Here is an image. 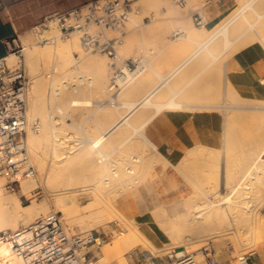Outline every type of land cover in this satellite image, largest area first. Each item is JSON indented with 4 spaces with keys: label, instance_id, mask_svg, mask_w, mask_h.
Instances as JSON below:
<instances>
[{
    "label": "rangeland",
    "instance_id": "rangeland-1",
    "mask_svg": "<svg viewBox=\"0 0 264 264\" xmlns=\"http://www.w3.org/2000/svg\"><path fill=\"white\" fill-rule=\"evenodd\" d=\"M109 1H113V0H102L98 4L100 8V10L98 11V16H102L104 14L102 7L108 4ZM247 1L248 0H233V8L221 19V22L218 25V27H216L212 31L214 33L218 28L223 27L225 24L229 23L227 35L225 36L224 34H222L216 40H213L205 52L200 54V56L196 60H194L181 73L175 76L172 81L170 80V85L173 87V90L176 92H179L178 98L180 99L190 98L191 95L189 93L186 95V93L184 92V86L190 85L188 92L193 91L192 97H193L194 102L201 101L202 87L207 86V88L205 87L206 88L205 91L206 93H208V98L210 100V103L212 102L220 106L225 105L224 108H225L226 116H227L226 139H225V144L223 148H221L220 150H211V149H206V148H201V147H195V148L190 149L184 156H182L181 158H178L177 160H173V158L167 155H163L159 151L152 150L150 146H145L146 145L145 142H143L142 139H140L138 135H136L134 138H132L131 140L127 142V139L129 136L128 134L126 136L122 135L118 137L117 139L112 138L113 143H114L113 145H109L107 142L105 143L103 150L106 152L107 155L108 153L111 154V157L108 159L107 162L106 161L102 163L99 162L100 160L94 151H91L92 156L91 155L82 156V154L86 152L85 149L88 146L87 145H86L87 147H85L84 145L82 146L79 140H82V139L84 140L88 138H93L94 136H98L101 133V131H104V129L108 127V124H110L112 121H115L120 114V113L117 114L115 105L111 104L112 102L111 97H112V94L115 92V90L110 91L111 80L115 73L111 72L110 69H108V66H107L109 62L107 58L108 55L102 53L105 55V58L107 59V61L99 60L95 62H90L91 60L90 58H92V55L94 53H101V52H89L88 53L84 50L82 38L86 30L84 29L80 31L79 29H77L76 31H70L69 32L70 34L66 36L62 32V26L60 22L55 18H50L47 21H45L43 24L27 32L25 36L23 37V41L21 45L16 47L12 51V54H15L18 56V60L15 63L12 62L11 60H7L8 63L10 64V66L22 64L25 67L31 79L32 76L30 75H32V72H31L32 70L30 66L28 65V63L26 62L27 51L40 49L38 51L42 52L43 54L42 56L45 60L42 57L41 58L43 60L42 59L36 60L38 62L36 63V66H35L36 73L39 75V79L42 83V88H40L41 90L36 96V100H35L37 110L39 111L40 116L38 115L35 116L34 120L32 119V121H30V124L33 125L35 123H38L39 126L36 131L32 130L34 131L32 134L36 135L35 137L36 139L33 140L32 143L30 142V138L28 136L30 154H31L34 164L36 165L37 171H38L37 178H29V179H31L32 181H36V185L32 189L31 196L30 195L26 196L21 193L22 190L17 193L8 191L7 188L5 187L6 180L4 179V192H6L5 194L7 197L21 199V203L24 207H27V206L35 207L33 210H31V208L22 210L21 212L22 221L18 229L24 226H28L36 222L38 219L44 216H47L48 214L52 212H59L63 217L65 226L71 231L72 234L87 233L86 231H83V230L82 232L81 225L78 224V222H81L83 219L86 221L85 216H84L86 213L85 212L86 210L84 211L83 209L85 208L87 209L88 207H92V208L97 207V209H100V208L103 209L104 204L107 203L108 199H109L108 202H111L112 199H113L112 202H116V201L118 202V200H123L127 197H130L131 202L129 206L121 205V207L125 211L124 217L138 222V219L147 218L154 214L156 217H160V218H165V217L173 218L176 216L175 213L178 214L177 212H178V209L180 208L178 206H181V203L178 206L177 205L173 206L172 204L174 202H182L186 199H190V197H191V200L193 198V201H198V199H200L199 201H201V198L204 197L201 191L203 192L205 190L211 189L210 192L211 191L215 192L217 191V187H216L217 184L219 188L218 192H220V194L218 193L216 197H219V198L221 197L220 199H223L225 195L227 196L228 193L226 192V190L222 189V184H221V181H222L221 175L223 171L225 169L226 170L228 169L231 172L238 171L242 167L245 166L244 159L247 158V155L249 154V152H253L254 150L253 156H255V153L257 155L258 153L257 149L260 147L263 141L260 140L261 142L256 144L257 139L260 137L257 138L258 135L256 137L255 135L259 134V136H261L260 133H264L260 129H258L259 127L257 126L258 124L263 122L264 103L258 102L255 104H251L254 107H250L246 105V108H238V106H240L241 104L244 105V102L240 103L236 99V97L233 95L232 91L230 90L229 86H228V91L225 94V96L222 94L223 66L231 60V58L233 57L235 53L248 47L250 38L254 35L253 28L261 29L262 25H264V1L260 0L259 3L254 5V9L247 8L244 11L242 9L246 5ZM121 2L123 3L125 1L121 0ZM142 3L143 2H141L140 4H135L133 6L132 12H130V10L126 11V16L128 18H131L133 16L134 18L137 16H140L137 12L138 11L137 9H138V6L141 5ZM160 5L163 7H166L169 10L170 14H176L178 12L187 13L189 9H193L195 11V10H198L199 8L198 5H193L192 1L189 2V6L186 8H181V7L174 5L172 0H166L164 3L160 2ZM122 12H123L122 9L118 10L117 15L119 16ZM88 14H89V7H86L83 9L84 18L81 20L80 22L81 24H85V16H87ZM145 15L151 17V13H145ZM75 24L76 22L73 18L67 21V25H75ZM89 32L93 35H98L99 33H101V28L96 25H92L90 27ZM212 32L205 34L204 38H208L212 34ZM112 37L113 35L108 34V39H111ZM75 41H77L76 44H74ZM72 42H73V45L71 44ZM228 42L231 43L229 46H227ZM62 43L67 44L68 46L66 45V47L70 49L67 48L68 51L66 49V50H63V53L61 51H60L61 53H59V51H57L58 50L57 47L59 46V44L63 45ZM56 44H57V47H56L57 49H55ZM49 48H53L54 53L52 52L53 50ZM197 48H198V45L193 46L191 49L187 51H184L183 55L177 58L176 64L175 65L173 64L174 66L168 65L170 69L166 75L163 74V72L159 69L160 75L158 79H155L156 76H151L152 67L148 64H144L145 71L140 75L141 76L139 77L140 81H138V78H137V81H132V83L127 84L121 90L117 91V94L120 93L119 102H118L119 103L118 105L120 107L119 112H122L121 110L122 103H125L127 100L128 101L132 100V97H131L132 95L131 94L129 95L128 93H126L127 91L131 90V87L139 86V84H141V80H143L146 77H150V76H151L150 78H152L155 81L154 87H156L161 82L160 79L169 77V75L175 70V68L179 64H181L182 61L188 55H190L193 51H195ZM44 49H46V53L44 52ZM47 51H51L52 54L50 53L51 54L50 55L49 53H47ZM207 51L211 52L212 54L208 53ZM47 54L48 56H51V58H49ZM45 57H48V58L46 59ZM214 57L217 58L216 61H214ZM44 61L45 62L49 61L50 63L49 62L45 63ZM41 62L42 64H40ZM197 62L200 63V65L203 64L202 67H199V69L201 68L203 69V71L206 69L204 68L205 63L214 64V66L212 67L211 65L212 68L210 67L208 72H202V74L200 70L192 73V76H194L193 80H190V82L188 83L186 82L182 83L181 85L178 84L176 86L175 82L181 78V76L185 73L187 69L192 68V66ZM100 63L103 65L100 66L99 65ZM42 65L44 66L43 68H42ZM81 74L92 77V83L94 86L93 89L94 88L96 89L94 90L95 93L93 94V96H90V98L93 100V102H95V104H93L91 107H88V108L87 107L86 108L85 107L72 108L69 104V100L72 94L71 92H69V90L62 88V90H64V92L66 93V98L68 102L62 105L64 109V113L63 112L61 113L58 110V108H56V103L57 105L59 104L58 99L54 100L55 97L50 99L49 94L52 93L53 88L61 84V80L63 78H66L69 80L73 78L74 80L79 82V79H80L79 76ZM101 74L104 76V78L102 77L103 79H105L106 77V80L103 81V79L101 78ZM98 76H100V79L102 80L98 79ZM46 78L48 81L45 80ZM99 80L101 81V83ZM45 81H47L48 84ZM137 82L139 83L137 84ZM45 83L47 86L45 85ZM86 86H88L89 89L92 90L88 82L86 83ZM46 88H48V90ZM44 90L46 92L48 91L46 96H44L45 95ZM164 91H166L167 93L166 97H163L160 100L166 102V101H169L174 96V93L172 90H169L167 86L164 88ZM31 92H32V88H30L29 97H30ZM41 93H42V96H41ZM43 96L46 98V101H44L45 98ZM42 97L44 98V100ZM38 98L42 102V103L40 102L41 105L40 103L37 105V103L39 102ZM156 98L157 97L153 98V100L156 101ZM234 101H236L237 103ZM233 107H235V110ZM154 111H155L154 107H144L141 110V112H143L144 115L152 114L154 113ZM103 115H106L104 116L105 118H103ZM140 122L144 123L145 119L141 120ZM248 125H250V127L254 125V129L256 133L254 132L253 129H251V132L248 133L247 131H250L247 128ZM255 126H257L258 128ZM128 131H130L128 132L129 134L131 133L134 134V131L132 130V128L128 127ZM245 132H247L249 135L252 132H254L255 135L251 134V136H249L248 134H246L248 136L246 135L244 136L243 134ZM237 135L240 137V139H238L239 137ZM252 135H254V138H257L255 141L256 145H254L255 146L254 149H253L254 143L252 142L253 141ZM59 137L60 139L62 138L61 141L57 140ZM241 137H243V139ZM244 137H245V140H244ZM248 138H251V141L248 142ZM70 139H72V141ZM236 139L238 140L236 141ZM260 139H263V138H260ZM238 142L242 144L239 145ZM247 142L249 144H252V147L250 145H247L248 144ZM33 145L35 146L36 152H38L40 156L39 159H41V161L38 159H37L38 161L37 160L35 161L34 156H33L35 153L31 152V147ZM76 148H78L79 150L78 149L75 150ZM255 148L257 150L256 152H255ZM244 149H246L247 152L248 150H251V149L252 151H249L247 153L243 151ZM72 151H76V152L71 154L70 152ZM242 153H247L246 157L244 156V158H242L243 157ZM63 156H67V158L60 160ZM134 156L139 157L140 162H136V161L134 162V159H135ZM253 156L250 155V157L252 158L256 157V156L255 157ZM247 159L249 161V156ZM246 160L245 162L247 163L250 162ZM250 160H253V159H250ZM187 165L192 166V167H190V169L186 171L185 175L184 173H180V171L177 170L178 166L185 167ZM110 166H116L117 168L116 167L114 168L118 170V173L120 171H123L124 168L126 169V166H132L131 168L134 169L135 173H130L126 169L125 170L126 172L124 171L122 173L120 172L121 174L119 173L120 174L119 176L114 177L115 176V174H113L114 168ZM118 168H120V171ZM218 170H219V176H220V178L218 179L219 183L217 181V184H215L216 183L215 181L217 180L215 176L217 175ZM193 171L195 172L193 173V175H191ZM108 172H111L114 176L110 173L111 174V177H110L108 175L109 174ZM181 174L184 176L182 177ZM180 175L182 178L180 177ZM199 175L202 176L203 180L202 178L201 179L199 178ZM51 176L55 178L57 183L60 182L61 180L63 182H68L70 180H75V179H76L75 180L76 182H82V183L84 182L88 183V181H91V182L93 181V183L94 182L102 183L103 180H105L107 176H109L110 179L111 178L112 179L110 181L111 183L110 189L105 190V186H104L103 187L104 191L99 194V196L102 197L101 199H103V205H102V202L101 204H96L95 203L96 200L92 198L93 196L91 193L78 192L79 196H77V199L75 200L76 202H78L77 204L75 203V201H72L66 198L67 207H70V208L77 207V209L81 210L80 212H78V214L76 213L77 215L72 212L73 216L71 217L74 219L71 220V218L65 219L66 216L64 215V213L61 212L59 207L56 206L58 205V203L57 201H55L56 200L55 197L52 196L53 194H51V192H49L50 188L53 189L52 188L53 184L49 185V182H48L50 181V179H53V178H50V179L48 178ZM72 176L76 178L72 179ZM104 176L106 177L104 178ZM189 179L198 181L199 188L194 185L192 186V184L189 182ZM198 179L202 182L200 183ZM44 180L47 181V184L49 186L46 184ZM53 182L54 181H52V183ZM134 183L136 186L134 185ZM130 184L131 186H129ZM53 186L54 187L57 186L55 182ZM191 187H193V190ZM211 187L213 188L216 187V188L212 189ZM126 188L127 189L132 188V189L128 190L129 191L128 192ZM209 190L206 191L207 194H211L209 193ZM104 192H107V193H104ZM198 192H200L201 195L203 196L195 194ZM103 195L104 196L106 195L108 198L106 196L104 197ZM195 198H197V200H194ZM173 199L174 201H172ZM181 199L182 201H180ZM92 201L93 203L96 204V206H94ZM89 204L92 206H90ZM144 205L148 206L149 211L147 209H143L144 212H141L142 208L143 207L145 208ZM174 207L178 209L175 211L176 208ZM97 209L93 208V210L91 209L90 212H93L94 210H97ZM158 209L159 210L161 209L160 212ZM258 212L264 216V205L259 208ZM75 217L78 218L77 223H75V220H76ZM115 219L118 220L117 217ZM88 220H89V225L92 226V223H94L93 219L89 217L86 221L87 224H88ZM245 227L248 229L247 226H244V228ZM242 229L238 231L239 233H237L236 230L230 231L227 235L223 236L222 239L220 238L221 240H218V238L217 239L214 238L215 240H217L216 243L214 242L215 241L214 239L213 240L208 239L207 241V237H201V236L206 235L207 233H204V234L202 233L200 234V236L198 234V237L196 236L197 238H195V240L191 242L192 240L187 241L188 239H185V237L183 240L182 236L180 237L181 238L180 239L179 237H177L176 234H173V237H172L170 233L165 231L163 236H160L154 239L153 242L150 241V243L148 242L145 243L144 241L143 242L140 241L138 243L136 242L137 244L134 245L135 242L134 243L132 242L134 247L132 245L129 246L128 243H124V246L122 249V256L124 254V257L115 258L112 260H108L104 258L102 255V251H104L106 248H109L111 246L110 244H106L103 246L96 245L90 249L91 253L87 260V264L89 263L88 261H93L94 264L95 263L96 264H123V263L135 264V262L132 261L128 257V254L131 252L146 251V250L150 252L151 250H153L151 252L153 253L155 251L153 253L154 255L164 256L166 252L173 247L187 248L190 252H192L195 255L196 257L195 260L197 264H199L201 261H203L201 262L203 264H208L204 256L205 248L215 249L219 255L222 253L223 250H228V251L233 252V255L235 257L241 258L245 255L255 252L256 250L259 249L260 246L264 244L263 234H262L263 236L261 235V233L259 234V232L257 234V232H255L253 228L252 229L249 228L251 229L249 231L245 229V232ZM92 231L98 234L109 236L111 243L117 240L118 237L122 238L128 234V230L125 227L119 226L117 224V221L112 222L109 225V227H106V228L98 229L97 227L95 228L94 226H92L89 232H92ZM253 232H255L256 235ZM183 235L185 236V234ZM201 238H203L204 240L202 241ZM180 240L183 243L181 242L180 244V242H177ZM198 240L200 241L198 242ZM171 242L174 244H172ZM139 243L140 245H138ZM175 243L177 244L176 246H175ZM170 244L171 246L173 245V247L170 246L171 247L170 248L168 246ZM188 244L191 245L190 248L188 247ZM146 245H148V247ZM165 246L166 247L168 246L169 249L166 250L167 248H165ZM149 247L150 248L152 247L153 249H149ZM198 255H200L202 260L197 257ZM119 260H122V261L120 262Z\"/></svg>",
    "mask_w": 264,
    "mask_h": 264
},
{
    "label": "crops",
    "instance_id": "crops-1",
    "mask_svg": "<svg viewBox=\"0 0 264 264\" xmlns=\"http://www.w3.org/2000/svg\"><path fill=\"white\" fill-rule=\"evenodd\" d=\"M101 1L0 0V60L7 59L12 51L21 45L27 32L43 24L57 13L84 9ZM124 1L130 12L135 4L143 3L137 9L140 16L135 18L117 17L116 25L109 28L100 27L102 40H120V43L116 45V57L107 56L108 69L117 73L129 67L134 60L139 59L142 60V69H145L144 64L152 67L151 76H156L155 79L159 78V69L166 75L170 69L168 65L174 66L177 58L181 57L184 51L197 45L196 50H198L202 42L209 38H204L205 34L212 32L220 24L221 19L233 8V0H188L187 7L192 1L193 5H198V10L189 9L187 13L170 14L166 7L160 5V2L164 3L166 0ZM173 3L178 6L174 1ZM145 13H151V17ZM198 14L204 19V26L197 25L196 16ZM108 34L113 37L108 39ZM219 36H216L214 40ZM206 50L207 48L202 50L196 58L175 73L184 64V59L169 77L160 79L161 82L156 87H154L155 81L150 78L151 76L141 80L139 86L133 87L132 100L120 103L122 112H119V97L115 101L112 96L111 104L115 105L117 114L120 113L115 121L127 117L129 121L134 123L136 121L137 124L154 115L145 128V134L147 133L148 139H152L153 141H151L155 145L157 144L161 154L167 155L173 160L181 158L195 147L211 150L223 148L227 130L225 105L210 103L208 93L205 91L207 86H205L206 88L202 87L201 101L194 102L193 91L188 92L190 85L184 86V92L191 96L184 99L178 98L179 92L174 91L170 85V80L172 81ZM90 59V62L107 61L102 53H94ZM216 59L214 57V61ZM202 65L198 62L195 63L175 82V85L188 83L194 79L192 73L200 70L202 74V72H208L211 65L214 66V64L205 63L204 68L206 69L203 71V69H199ZM174 73L175 75H173ZM222 75V94L224 96L229 86L239 102L242 100V102L250 104V107H254L251 104L258 102L264 103V55H261L258 50L251 49L250 46L235 53L231 60L223 66ZM166 86L173 91L174 96L165 102L160 99L166 97L167 93L164 91ZM154 91L156 95L153 98L157 97L156 101L153 98L150 101L155 105L142 106L146 95ZM118 94L117 96H119ZM172 101L178 106H170ZM156 104L163 107L159 113H157ZM144 107H154L155 111L152 114L144 115L141 112ZM233 108L235 110V107ZM238 108H246V106L240 105ZM128 127L132 128V126L124 124L121 129L115 132L117 133L115 136L112 134L110 137L117 139L128 134V138H134L137 134H129ZM112 138L109 140L110 143L108 142L109 145L114 144ZM128 141L129 139H127ZM108 157L110 158L111 154L108 153ZM243 257H246L250 264H264V244L255 252ZM241 258L235 257L231 251L223 250L220 254L219 264H242Z\"/></svg>",
    "mask_w": 264,
    "mask_h": 264
},
{
    "label": "bare ground",
    "instance_id": "bare-ground-1",
    "mask_svg": "<svg viewBox=\"0 0 264 264\" xmlns=\"http://www.w3.org/2000/svg\"><path fill=\"white\" fill-rule=\"evenodd\" d=\"M259 2H260V0H248L246 5L243 7L242 10L245 11V9H247V8L254 9V5L259 3ZM131 16H132V14H131ZM131 18H134V16L131 17ZM231 21H233V20H231ZM231 21H230V23H231ZM228 25H229V23L225 24L223 27L218 28L214 33L212 32V34L209 36V38L206 41L202 42V44L200 45V48L198 50H196L195 52H193L192 54H190L188 57L185 58L184 64L181 67H179L176 70L175 73H177L185 64H188L194 58H196L198 56V54L202 50H205L206 48H208V46L212 43V41L215 39L216 36H219V35L221 36L222 34H224L226 36L227 33H228ZM253 29H254V35L250 38V42L248 44V47L251 46V49L254 48V49L258 50L261 53V55H264V25H262L261 29H255V28H253ZM73 42L71 43L72 45H73ZM76 42L77 41H75L74 44H76ZM51 44H53V43H51ZM230 44L231 43L228 42L227 46H229ZM66 45L67 44H63V45L59 44V46L57 47V44H56L55 45V49L58 48L57 51H59V53H61V52L63 53V50H66L68 48V47H66ZM49 49L53 50V48H49ZM68 49H70V48H68ZM68 49H67V51H68ZM38 50H40V49H38ZM38 50H30V51L28 50L27 53H26V62L28 63V65L30 66V68L32 70L31 71L32 75H30V76H32V78H31L32 79L31 80L32 92L30 93V97H29L30 98V100H29V118H30V121H32V119L34 120L35 116H37V115L40 116V113L37 110V106H36V101L35 100H36V96L38 95V93L41 90L40 88H42V83H41V81L39 79V75L36 73L35 66H36V63H38L36 60L42 59L43 58V56H42L43 54H42L41 51H38ZM44 52L46 53V49H44ZM52 52L54 53V50ZM52 52L51 51H47V53H49V54L50 53L52 54ZM55 53H56V51H55ZM47 56H48V54H47ZM53 56H54V54H53ZM48 57L51 58V56H48ZM48 57H45V58L47 59ZM7 60H11L12 62L15 63L18 60V56L15 55V54H11L7 58ZM44 62H43V64H44ZM46 62H49V61H46ZM40 64H42V62ZM99 65L101 66L103 64L100 63ZM45 66H46V64H45ZM43 67L44 66L42 65V68ZM142 68L134 76L133 75H129V77H130L129 81L127 83L123 84L122 88L124 86H126L127 84L132 83V81H137V78H138V81H140L139 77H141L140 75L145 71V69H142ZM175 73L173 75H175ZM102 77L104 78V76L101 74V78ZM79 78H80L79 82L74 80L73 78L70 79V80L66 79V78H63L61 80V84L59 86H56L55 88H53L52 93L49 94L50 99L53 98V97H55L54 100L58 99L59 104L57 105V103H56V108H58V110L61 113L62 112L64 113V109H63L62 105L66 104L68 102V100L66 98V93L64 92V90H62V88L66 89V90H69V92H71L72 96H71V98L69 100V104H70V106L72 108H79V107L80 108H83V107H85V108L87 107L88 108V107H91L93 105V100L90 98V96H93V94L95 93L94 90L96 88L93 89L94 86H93V83H92V77L91 76H86L84 74H81L79 76ZM98 79H100V76H98ZM102 79H100V80H102ZM45 80H47V78ZM104 80H106V77H105V79H103V81ZM47 81H45V82H47ZM87 82L89 83V85H90L92 90H90L89 87L86 86ZM100 83H101V81H100ZM138 83L139 82H137V84ZM47 84H48V82H47ZM133 84H132V86H133ZM45 85H46V83H45ZM133 87H131V90L127 91L126 93H128L129 95L132 94L131 91L132 92L134 91ZM46 89L48 90V88H46ZM71 90H73V91H71ZM110 91H114V90H112L110 88ZM47 92L45 91V93H44L45 95L44 96L47 95ZM118 95H120V93ZM155 95H156L155 91L154 92H150L148 95H146V97H145V99H144V101L142 103V106H146V105L154 106L155 104L151 103L150 100ZM41 96H42V93H41ZM112 96L114 97L115 101L119 97V96H117V92L116 91L112 94ZM44 98H43V100H44ZM38 101H37L38 102L37 105L41 102V100H39V98H38ZM44 101H46V98H45ZM234 102H236V101H234ZM241 102H242V100H240V103ZM41 103H40V105H41ZM44 105H45V103H44ZM241 105H243V104H241ZM246 105L250 106V104L248 105V103L247 104L244 103V106H246ZM170 106H172V107L175 106L176 107V106H178V104H176V103H174L172 101V103H170ZM162 108H163L162 105L161 106L157 105V113L161 112ZM104 116H106V115H103V118H105ZM153 116H151L148 119H146L144 123L138 122L137 124H136V121H135V123L131 122V121H129V119L127 117L122 116L124 118H121V119H119L117 121H113L110 124H108V127H106L104 129V131H101V133L98 136H94L93 138H88V139H84V140L83 139L79 140V142L82 144V146L83 145L85 147L88 146L85 149V151L87 153L83 151L84 154H82V156L83 155H87V156L91 155L92 156V154H91L92 152L91 151H94L97 154V157L100 160L99 162H101V163L105 162V161L107 162L109 157L106 154V152L103 150V147H104L105 143L106 142L108 143L110 138H112L110 136H112V134L115 136L117 134L115 132L118 131L119 129H121V127L124 124L132 126L134 133L137 134L139 136V138L142 139L143 142H145V144H146L145 146H150L152 148V150L158 151V148L156 146L157 144L155 145L152 142L153 141L152 139H151L152 141L148 139V136H146L147 133L145 134V128L148 125V123L151 121ZM64 126H65V124H64ZM257 126H255V127H257L262 132H264L263 131L264 130V127H263L264 126V118H263V122H261ZM249 127H250V125H248V127H247L250 130V131H247L248 133L251 132V129H253L254 132L256 133V131L254 129V125H252L250 128ZM30 131L31 132H29V138H30V142L32 143V141L36 139L35 138L36 135L32 134L34 131H32V130H30ZM261 131H259V132H261ZM247 132H245L243 135L245 136L246 134H248ZM254 132H252L251 134H254ZM251 134L250 135L248 134V135L251 136ZM260 134H261V136H259V134H256V135L254 134V135H255V137L258 135L257 138L260 137V138H263V139L254 138V135H252V137H253L252 138V140H253L252 142L254 143L253 144V149L255 147L254 145H256L259 142L263 141L261 143V145L259 144L260 147L257 149L258 150L257 155L255 153L256 157L253 156L254 155V153H253L254 150H253V152H249V151H252V149L248 150L249 154L252 155L255 158L250 157V155L248 154L247 158L249 156V161L250 162L248 161L247 158H245L244 159L245 166L242 167L240 170L235 171V172L234 171L231 172L230 170H228V169L226 170L225 169L223 171V173L221 175L222 189L226 190V192L228 193V195L227 196L225 195V197L223 199H220L221 197L220 198L216 197L218 193L220 194V192H218L219 188L217 186L218 185L217 181L219 183L218 179L220 178L219 170H218L217 171V175L215 176L217 178V180L216 181L214 180L216 182L215 184H217L216 185L217 191H215V192L211 191L210 192L211 189L210 190L208 189L209 193H211V194H207L206 191H208V190H205L203 192L201 191V193L204 195V197H202V198L200 196H203V195H201L200 192H198L200 194L195 193L196 195H200L199 197L201 198V201H199L200 199H198V201H193V198L191 200V197L189 196L190 199H186L184 201H182V199H181L180 201H182V202H174L172 204L173 206H176V205L178 206L180 203H181V206H178V207H180L179 209L174 207V208H176L175 211L178 209V212H177L178 214H176L174 212L176 216L173 217V218H169V217L160 218V217H156L155 214L150 216V217H147V218L138 219V222H136L135 220L129 219V218H125L124 217L125 211L121 207V205H128L129 206V204L131 202L130 197H127V198H125L123 200H118V202L117 201L116 202H112L113 199H112L111 202H108L109 201V199H108L107 203L104 204V208L103 209L100 208V207H99L100 209H97V207H93V208L97 209V210H94L93 212H90L91 209L93 210L92 207H88L87 209L86 208L83 209L84 211L86 210L85 211L86 213L83 212V213H85L84 216H85L86 221H87V219L89 217L91 219H93L94 223H92V226H94L95 228L96 227L98 229L99 228H106V227H109V225L112 222L117 221V224L119 226L125 227L128 230V234L125 237H122V238L118 237L117 240H115L112 243L111 242L109 243L111 246L109 248H106L104 251H102L103 257L108 259V260H112V259H115V258H122V257H124V254L122 256V249H123L124 243H128L129 246H131V245L133 246L132 242L133 243L135 242L134 245H136L140 241H142V242L144 241L145 243L146 242L150 243V241L153 242L154 239H156V238H158L160 236H163L165 231L170 233L172 235V237H173V234H176L177 237H179V238L182 236L183 240H184V237H185V239H188L187 241L192 240L191 242H193V240H195V238L198 237V234L200 236V234H202V233L203 234L207 233L206 235L201 236V237H207V241H208V239L213 240L214 238L215 239L218 238V240H221L222 237L227 235L230 231L236 230L237 233H239L238 231L240 229H242V227H243L242 230L244 232H245V229L247 231H249V230H251L253 228L254 231L257 232V234L259 232V234L261 233V235L262 234L264 235V216L261 215L258 212L259 208L264 205V133H260ZM241 135H242V133H241ZM248 135H246V136H248ZM241 138L243 139V137H241ZM61 139L59 137L57 140L61 141ZM128 139L130 140V139H132V137H129ZM238 139H240V137ZM238 139H236V141ZM256 139H257V141H256ZM70 140L72 141V139H70ZM244 140H245V137H244ZM246 141H247V139H246ZM249 141H251V138H248V142ZM255 141L257 142L256 144H255ZM240 142H241V140H240ZM242 143H243V141H242ZM242 143H239V145L242 144ZM247 145H250L252 147V144L248 143ZM77 149L78 148H76L75 150H77ZM79 149H80V147H79ZM29 150H30V148H29ZM257 150L255 148V152ZM243 151L247 152L246 149H244ZM31 152L35 153L34 155L32 154L34 156L35 161L37 159L41 161V159H39L40 156H39L38 152H36V148H35L34 145L31 147ZM75 152L76 151H72L70 153L73 154ZM247 153H242V156H243L242 158H244V156L246 157ZM87 156H85V157H87ZM91 156H89V157H91ZM64 158H67V156H63L60 160H62ZM134 158L136 159V160L134 159V162L135 161L136 162H140L139 157H135L134 156ZM250 159H253V160H250ZM245 160L248 161L249 163L245 162ZM189 165H187L185 167L184 166H180V167L178 166L177 170L180 171V173H184V175H185L186 171L189 170L190 167H192V166H189ZM110 167L114 168L116 166H110ZM131 167L132 166H126L127 171L130 172V173H135L134 169H132ZM116 168L113 169L114 170L113 174H115V176L111 172H108L109 174L108 173L107 174L110 177H111V174L114 177H117L123 171L126 172L125 168H124L123 171H120V168H118L119 171L121 172V173L119 172L120 173L119 174L118 170ZM121 169H122V167H121ZM196 170H198V169H196ZM194 172L195 171H193L191 173V175H193ZM181 175H180V177H181ZM184 175H182V177ZM109 176H107V177L104 176V178L106 177V179L103 180L102 183L101 182L100 183L99 182H94L93 183V181L92 182L88 181V183L87 182L82 183V182H76L75 181L76 179L75 180H70L68 182H63L62 180L61 181L58 180L60 182L57 183L55 178H53V176H51V177H48L49 179L53 178V179H50V181H48L49 185L50 184L54 185V182H55L57 186L54 187L52 185L53 189L50 188L49 192H51V194H53L52 196L55 197V199H56L55 201H57V203H58V205H56V206L59 207L61 212L64 213V215L66 216V217L64 216L65 219L66 218H68V219L71 218V220H72V219H74V218L71 217V216H73L72 214L73 213H75V214L77 213L78 214V212H80L81 210L77 209V207H73V208L67 207L66 198H68L69 200L75 201L77 199V196H79L78 192L91 193L92 196H93L92 198H94L96 200L95 203L96 204H101V202H102V205H103V199H101L102 197H100L99 194L104 191V188H103L104 186H105V190L106 189H108V190L110 189V187H111L110 181H111L112 178L110 179ZM45 177H47V176H45ZM74 178H76V177L72 176V179H74ZM199 178L201 179L202 176L199 175ZM51 180L54 181V182L52 183ZM202 180H203V178H202ZM44 181L47 184V181L46 180H44ZM189 182L192 184V186L194 185V186L199 188L198 181L193 180V179H189ZM201 182L202 181H200V183ZM39 183H41V182H39ZM35 185H36V181H32L28 177L23 178L22 179V191H21V193L23 195H26V196H29V195L31 196L32 189L35 187ZM134 185H135V183H134ZM48 186H46V187H48ZM129 186H131V184ZM191 188L193 190V187H191ZM211 188L215 189L213 187H211ZM130 189H132V188H130ZM130 189H127V191L130 190ZM5 193L6 192H4V178L1 177L0 178V232L1 231H17L18 228H19V225H20V223L22 221L21 220V212H22V210L23 209H27V208H31V210H33L35 207L34 206L24 207L22 205V203H21V199L13 198V197H7ZM104 193H107V192H104ZM194 200H197V198H195ZM172 201H174V199ZM68 202H70V201H68ZM75 203L77 204L78 202L75 201ZM92 203H93V201H92ZM95 203H93L94 206H96ZM92 205H90V206H92ZM161 205H162V203H161ZM144 206H145V208L141 207L142 208L141 212H144L143 209H147L149 211L148 206H146V205H144ZM159 207H160V205H159ZM164 208H162V209H164ZM160 210H159V212H160ZM166 211H168V210H166ZM86 215H88V216H86ZM116 217L118 218V220L115 219ZM82 218H84V217H82ZM77 219L78 218H76L75 223H77ZM84 221L85 220L83 219L81 222H78V224L81 225V231L83 230V231L89 232L91 230L92 226L89 225V220H88V224H87L86 221L84 223ZM244 226H247L248 229L246 227L244 228ZM249 228H251V229H249ZM255 232H253V233H255ZM183 234H185V236ZM255 235H256V233H255ZM168 236H169V234H168ZM201 239H202V241L204 240L203 238H201ZM176 240H178V239H176ZM199 241L200 240H198V242ZM216 241L217 240H215L214 242L216 243ZM177 242H180V244H181L182 241L180 240V241H177ZM194 243H195V241H194ZM172 244H174V243H172ZM184 244H185V242H184ZM138 245H140V243ZM176 245L177 244L175 243V246ZM146 246L148 247V245H146ZM168 246L170 247L171 244L168 245ZM168 246L167 247L165 246V248H167L166 250L169 249ZM186 246H187V244H186ZM138 247H140V246H138ZM143 247H145V246H143ZM171 247H173V245ZM188 247L190 248L191 245L188 244ZM149 249H153V248L149 247ZM220 250H222V249H220ZM151 251H153V250H151ZM0 253L1 254H5V255L8 254L7 248L6 247H1L0 248ZM197 257L201 259L200 255H198ZM195 259H196V257H195ZM11 260L12 261H11L10 264H21V262L18 259H14L15 261L13 259H11ZM119 261L121 262L122 260H119ZM88 262H89L88 264H94L93 261H88ZM124 262H125V260H124ZM201 262H203V261H201ZM201 262L200 263L198 262V263L199 264H203ZM123 264H125V263H123Z\"/></svg>",
    "mask_w": 264,
    "mask_h": 264
},
{
    "label": "built area",
    "instance_id": "built-area-1",
    "mask_svg": "<svg viewBox=\"0 0 264 264\" xmlns=\"http://www.w3.org/2000/svg\"><path fill=\"white\" fill-rule=\"evenodd\" d=\"M179 7L186 8L188 0H173ZM99 4V3H98ZM98 4L89 7L85 16L83 9L57 13L62 32L68 36L70 31L86 30L83 35V48L86 52H101L111 58L116 57V45L120 40H102L101 33L89 32L92 25L109 28L117 24V17L125 18L128 11L125 2L109 1L102 7L103 15L98 16ZM123 10L118 16L117 11ZM73 18L75 25H67ZM198 26H204V19L196 16ZM142 68V60H134L125 70L114 74L111 89L116 92ZM31 79L22 64L10 66L7 59L0 60V176L6 180L8 191L17 193L22 190L23 178H37L28 144L30 130H37L38 123L30 124L29 92ZM110 243V237L95 232L72 234L65 226L59 212H52L36 222L17 231L0 232V248L6 247L8 254L0 253V264H10L18 259L21 264H87L90 249ZM204 256L208 264H219L220 255L215 249L205 248ZM128 257L135 264H197L195 255L185 247L169 249L164 256H156L149 251H134ZM242 264H250L246 257Z\"/></svg>",
    "mask_w": 264,
    "mask_h": 264
}]
</instances>
